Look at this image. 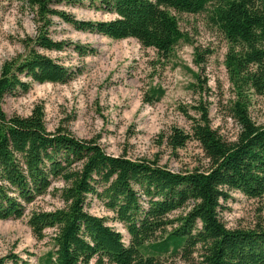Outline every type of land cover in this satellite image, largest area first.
Wrapping results in <instances>:
<instances>
[{
  "label": "trees",
  "instance_id": "obj_1",
  "mask_svg": "<svg viewBox=\"0 0 264 264\" xmlns=\"http://www.w3.org/2000/svg\"><path fill=\"white\" fill-rule=\"evenodd\" d=\"M19 1L33 8L37 26L25 41L26 53L5 61L0 70V219L22 217L54 182L62 183L57 188L61 207L33 210L28 216L37 240L53 229V249L39 264H156L155 255L188 258L195 251L201 264H264V226L229 229L219 217L231 191L248 198L264 195V122L251 119L241 92L227 107L239 127L234 140L210 126L203 105L196 107L197 118L184 111L191 121L189 131L170 129L166 143L171 149L193 140L207 159L204 169L184 171L155 160L108 154L95 138H77L61 126L49 131L40 104L27 116L7 115L2 108L7 94L26 91L33 82L73 78L72 71L41 50L61 51L72 44L79 54L87 53L80 44L50 37L53 16L78 30L115 40L134 38L167 58L183 38L172 12H205L229 44L225 61L237 89L264 95V0H87L114 15L100 21L78 20L57 8L81 0ZM203 60L197 54L196 63ZM89 195L111 216L90 213ZM108 220L123 225L127 243ZM10 258L17 262L14 255Z\"/></svg>",
  "mask_w": 264,
  "mask_h": 264
},
{
  "label": "rangeland",
  "instance_id": "obj_2",
  "mask_svg": "<svg viewBox=\"0 0 264 264\" xmlns=\"http://www.w3.org/2000/svg\"><path fill=\"white\" fill-rule=\"evenodd\" d=\"M78 20H110L87 0L57 5ZM183 38L178 40L167 58L154 49L142 47L134 38L112 39L91 31L78 30L60 18L51 17L49 35L54 40L80 44L87 53L79 54L73 45L61 51H44L45 55L73 72L65 83L33 82L26 91L7 94L2 108L7 115L27 116L36 104L44 110L49 131L66 128L81 139L95 138L106 153L131 159L155 160L172 171L204 169L207 159L196 141L190 140L171 149L166 136L172 127L189 131L197 118L196 107L207 108L210 126L224 139L234 140L238 125L227 115V107L237 94L245 96L247 110L256 124L264 122V95L247 87L237 89L226 64L229 44L223 34L208 21L207 13H175ZM37 17L24 1L0 0V70L5 61L26 53L25 41L35 35ZM90 49V50H89ZM197 54L203 61L196 63ZM160 89L162 94H155ZM153 96L149 101L147 100ZM54 182L47 193L28 205L20 218L0 219V260L3 264H39L53 249V229L37 240L27 224L33 210H52L62 206ZM87 210L97 216H111L94 196L87 197ZM219 217L226 228L250 229L264 226V195L248 198L231 191ZM107 223L128 234L121 223ZM17 258L13 261L11 256ZM156 264H201L199 252L183 258L180 254L155 255Z\"/></svg>",
  "mask_w": 264,
  "mask_h": 264
}]
</instances>
